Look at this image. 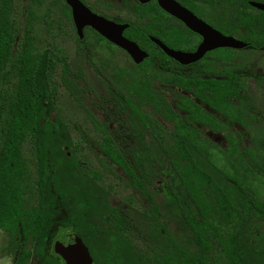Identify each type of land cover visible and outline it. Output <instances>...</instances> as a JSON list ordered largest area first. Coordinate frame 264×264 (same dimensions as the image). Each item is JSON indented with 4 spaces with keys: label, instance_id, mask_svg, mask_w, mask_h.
I'll return each mask as SVG.
<instances>
[{
    "label": "trees",
    "instance_id": "16d2710c",
    "mask_svg": "<svg viewBox=\"0 0 264 264\" xmlns=\"http://www.w3.org/2000/svg\"><path fill=\"white\" fill-rule=\"evenodd\" d=\"M0 3V230L8 237L9 249L17 250L15 264H57L48 253L61 261L51 245L59 231L70 229L88 240L94 264H264V200L254 180H248L255 168L264 180V150L241 153L244 137L220 142L198 138L197 124L206 121L197 114L200 105L215 107L198 89L224 85L230 78H201L194 72L173 76L172 83L187 95L172 90L169 103L155 86L160 81L157 73L149 72L153 51L147 49L143 63H132L139 70L137 81L134 70L113 71L104 78L111 102L105 107L92 103L103 111L102 138L92 141L77 129L84 141L91 142L89 148L105 172L129 189L137 204L131 207L87 175L73 154L67 126L55 114L50 76L43 73L45 63L51 62L45 59L48 52L33 62L34 70L21 51L12 86L2 84L4 77L12 79L3 72L15 55L14 37ZM217 4L223 15L230 14L229 21L248 22L245 27H228L223 19L211 20L218 30L250 43L252 38H264V11L250 6L248 0H218ZM244 9L250 10L249 15L238 17V10ZM122 21L129 24L128 38L139 42L134 35L138 28L150 42L147 24ZM94 35L95 43L115 48ZM184 37L189 36L172 32L164 39L178 47ZM92 56L89 51L86 61L91 62ZM58 62L68 75L62 76V83L92 117L80 97V92L89 99L94 95L83 84V73L69 71L62 59ZM88 64L100 75L102 65ZM104 79L100 78L102 84ZM232 95L238 99L240 94L234 89ZM160 104L167 110L165 115ZM27 140L32 142L34 159L28 193L23 157ZM96 229L106 233L85 236Z\"/></svg>",
    "mask_w": 264,
    "mask_h": 264
},
{
    "label": "flooded vegetation",
    "instance_id": "af4514ba",
    "mask_svg": "<svg viewBox=\"0 0 264 264\" xmlns=\"http://www.w3.org/2000/svg\"><path fill=\"white\" fill-rule=\"evenodd\" d=\"M1 1L4 8L7 25L14 37L13 52L15 55L13 58H11L9 64H7V68L3 72L5 74L14 75L15 73V75H17L18 69L14 63L19 56L18 54L21 51H24L30 63L28 66L32 67L34 70L36 69L37 65L34 66L33 62L41 59L44 52H48L47 56H45V59L51 60V62L45 63L43 73L47 76H50L54 64L57 63L61 66V76L67 75V72L63 69L61 62H58V59L62 58H59L51 47L44 48L35 56L30 57L29 54H32L33 44L38 45V43L44 39L45 43L53 44V42L58 39V37L68 36L74 42L83 45L84 38H87L89 35L92 38H95L94 32L99 34L90 26L85 25L82 28L83 36L81 38L78 36L72 14V8L66 2V0H19L20 7L17 17L13 12L12 4L14 0H0V2ZM79 1L92 13L103 16L104 18L115 23L127 25L123 30V36L135 42L140 49L147 53V56L139 64L143 63L144 60L148 58L147 50L153 51V57L148 61V63H150L149 72L152 70L154 73H157V78L160 79V81H156L155 86L163 93L165 99L169 103L171 100L170 95L172 90L176 89L178 92L186 94V92L181 87H178L176 83H172L173 76L179 75L186 77L194 72L201 78H230L226 80L227 83L224 85L203 86L198 89V94L200 96L210 99V101L215 105L214 108H209L206 104L200 105L201 108L197 114H199V116L205 117L206 121H202L197 124L199 139L205 138L216 142L224 141L232 137H244V139H246L249 134V128L254 127L256 122L259 123L261 120H263V118L259 117L258 114H254L255 106L250 104L249 93L250 88L264 86V38H252L250 43L218 30L211 20H217L218 18L223 19L224 22L222 23L228 27H245L248 25V22H241L240 20L229 21L232 17L229 13L227 15L222 14L224 11L219 8V5L217 4L218 0L175 1L193 13L198 19H201L206 24L210 25L212 28L220 31L224 35L232 36L235 39L244 42L246 45L239 49L218 47L208 50L200 59L188 64H182L167 55L154 39L159 40L173 50L193 52L202 42V36L189 29L181 20L166 12L159 5L157 0H149L145 3H141L138 0H95L96 4L99 7H102L103 12L96 10L94 8L95 6L88 3L86 0ZM250 1L260 2L258 0H248V3H250ZM228 6H232V4H229ZM238 7H240L239 3ZM195 8L200 10H195ZM120 12L129 14L132 17V20L138 24H147L150 33H146V37L150 41L149 43L144 39L140 29L138 28L135 29L134 35H136V38L139 42L127 37L125 31L129 27V24L122 21L126 18L120 17ZM107 13L111 14L108 15ZM249 13V9L238 10V17L241 14L249 15ZM17 21L20 22V25L16 24ZM185 29L189 30L190 34L192 35H189ZM172 32H180L189 37H184L178 47L175 45H170L165 41V39L170 37ZM106 41L109 42L108 40ZM253 43L256 45H263L255 46ZM112 45L115 47L114 49H119L124 52L130 58L131 62L134 63L131 57L123 49L115 46L114 44ZM79 46L81 47V45ZM190 47L193 49L190 50ZM81 48L82 50L88 49L87 46H82ZM228 49H230V51ZM215 50H222L224 53L219 55H208L210 52ZM241 51L245 52L241 53ZM160 52H162L166 58H164ZM67 66L69 67L68 63ZM34 70L33 72L36 73ZM69 71L73 70L70 69ZM133 73L136 74L134 77H136L135 81H137L139 70L136 69V71H133ZM132 79L133 78H130L131 81ZM234 89H237L240 94L238 99H235V97L232 95ZM219 98H221V100H218ZM158 108L163 115L167 113V110L164 109L163 105L160 104ZM118 120L119 119L117 118V121ZM151 127L153 128V123H151ZM243 132L246 133L244 136H242ZM101 169L104 170V168ZM60 232L61 231L57 233V236L51 245V249L53 253L59 256L62 262L58 260L52 253H48V257L55 259L57 264H65V261L61 258L59 253L54 251V249L58 248L64 241L65 234L75 233L85 244L90 257L92 258L90 254V247L86 242L88 241L87 239L86 241L83 240V238L79 236L75 230L70 229L61 233ZM102 233H106V231L97 229L91 231L89 230L85 236H91L92 234L93 236L98 237ZM83 234H85V232ZM103 240L104 239H99V241ZM13 253L15 254L16 260L17 250ZM92 264H94L93 258ZM104 264L107 263L105 262Z\"/></svg>",
    "mask_w": 264,
    "mask_h": 264
},
{
    "label": "rangeland",
    "instance_id": "374dc122",
    "mask_svg": "<svg viewBox=\"0 0 264 264\" xmlns=\"http://www.w3.org/2000/svg\"><path fill=\"white\" fill-rule=\"evenodd\" d=\"M86 1L94 5L96 10L102 11V7H99L95 0ZM12 6L14 15L17 17L20 7L19 0H14ZM120 17L132 20V17L125 12H120ZM16 24L20 25V22L17 21ZM79 45H81V47L87 46L88 49L82 50ZM48 47H51L59 58L66 61L69 64L70 69L74 72L80 70L83 73V84L91 91L89 94H94L91 95L93 98L89 99L86 92H83L82 96L80 92L82 104L89 109V112L92 114L91 117L83 110V108L77 105V102L74 101L68 89L62 83L60 64H54L50 74V88L53 90L55 114L67 126L72 139L73 154L75 155L77 161L81 164V168L84 172L93 178L96 183L103 186L113 198L117 201L126 203L129 206L136 207L137 204L131 197L129 189L115 177L101 169L103 167L98 163L95 154L89 148L91 142L84 141L77 129V127H80L84 130L92 141L102 138L103 135L100 129L103 123V111L100 110V112H98V110L94 109L92 103L94 102L95 105L96 103H100L103 107H105L106 103H110L111 101H108L107 99V81L105 80V84H102L100 82V78H107L113 71H121L123 73H127L131 70L136 71L130 58L119 49L109 48L102 43H95L94 38L90 35L87 38H84L83 45L74 42L68 36L58 37L53 44L45 43L44 39L40 41L38 45L33 44L32 54L29 55L30 57L35 56L41 50ZM89 51L93 52V60L91 62L86 61L85 58ZM243 52L245 51H241V53ZM223 53L224 52H222V50H215L210 52L208 55H219ZM88 63H91L92 66L98 68L101 65L103 66L100 76H95L92 72V67ZM10 77L12 79H8L7 77L3 78L2 84L4 86H12L10 83L14 81V78L16 77L15 73ZM249 101L251 105L255 106L254 114H258V116L262 117L263 120L259 123L256 122L254 127L249 128V134L242 143L243 150H241V153H247L249 150H252L254 153H259V151L264 150V86L250 88ZM244 149H246V151ZM32 152V142L27 140L23 147V157L28 168L27 175L24 177L26 193L29 192L33 179L34 159ZM255 170L256 173L251 174V177H249L248 180H254V185L260 194L261 200H264V180L260 177L262 174H258L260 169L255 168ZM256 175H259V178H257ZM14 261L15 254L9 249L8 237L0 230V264H15Z\"/></svg>",
    "mask_w": 264,
    "mask_h": 264
},
{
    "label": "water",
    "instance_id": "95a60500",
    "mask_svg": "<svg viewBox=\"0 0 264 264\" xmlns=\"http://www.w3.org/2000/svg\"><path fill=\"white\" fill-rule=\"evenodd\" d=\"M145 3L149 0H138ZM159 5L169 14L181 20L189 29L202 36V42L193 52L173 50L157 39H154L161 49L170 57L182 64H188L200 59L206 51L218 47L243 48L246 44L232 36L224 35L212 28L193 13L182 7L175 0H157ZM72 8V14L77 28L78 36L81 38L82 28L90 26L102 37L115 46L123 49L135 64H139L147 56V53L139 46L123 36L126 24L115 23L103 16L92 13L79 0H66ZM252 7L264 11V3L250 1ZM65 264H92V258L82 240L75 234H65L64 241L56 248Z\"/></svg>",
    "mask_w": 264,
    "mask_h": 264
},
{
    "label": "bare ground",
    "instance_id": "6f19581e",
    "mask_svg": "<svg viewBox=\"0 0 264 264\" xmlns=\"http://www.w3.org/2000/svg\"><path fill=\"white\" fill-rule=\"evenodd\" d=\"M140 10V9H139ZM137 24V23H136ZM86 36V35H85Z\"/></svg>",
    "mask_w": 264,
    "mask_h": 264
}]
</instances>
